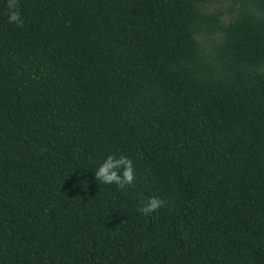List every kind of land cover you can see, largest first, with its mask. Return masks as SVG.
<instances>
[{"label":"trees","instance_id":"trees-1","mask_svg":"<svg viewBox=\"0 0 264 264\" xmlns=\"http://www.w3.org/2000/svg\"><path fill=\"white\" fill-rule=\"evenodd\" d=\"M17 5L20 26L0 0V264H264V0ZM109 153L131 185L94 180Z\"/></svg>","mask_w":264,"mask_h":264},{"label":"clouds","instance_id":"clouds-1","mask_svg":"<svg viewBox=\"0 0 264 264\" xmlns=\"http://www.w3.org/2000/svg\"><path fill=\"white\" fill-rule=\"evenodd\" d=\"M7 9L8 23L17 26L22 25L23 20L18 10L17 0H7ZM92 172L95 181H99L103 185L114 184L119 189H123L126 185H131L134 178L132 159L124 154H107ZM163 205V200L151 197L138 209V212L147 216Z\"/></svg>","mask_w":264,"mask_h":264}]
</instances>
